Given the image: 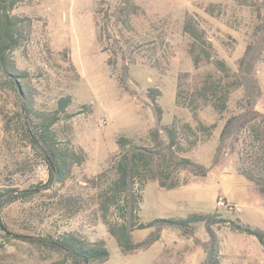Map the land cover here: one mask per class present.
<instances>
[{"label": "rangeland", "instance_id": "1", "mask_svg": "<svg viewBox=\"0 0 264 264\" xmlns=\"http://www.w3.org/2000/svg\"><path fill=\"white\" fill-rule=\"evenodd\" d=\"M117 2L27 0L15 8L16 14L29 15L33 21L26 45L15 50L17 67L25 73L24 84L34 97L33 103L52 110L61 96H72L68 107L71 116L59 127L75 146L87 152V159L74 167L61 189L59 186L41 189L27 198L7 203L2 216L16 232L37 235L64 228L78 231L91 242L104 240L110 256L103 264H199L205 258L202 243L208 238L203 225L194 236L167 227L149 248L129 254L122 252L99 210L95 177L119 151L120 135L140 141L151 128L174 120L188 121L193 126L199 122L215 124L211 137L185 154L210 167L207 174H192L190 183L171 190L162 188L157 181L148 182L141 218L150 221L203 211L264 228V195L238 169L241 144L234 146L229 141L220 150L217 162L213 161L221 130L243 95V88L233 91L229 108L222 113L207 105L194 115L190 108L176 101L178 76L206 70L205 66L199 71L195 69L189 54L190 37L183 30L186 12L195 13L207 30L215 53L233 70L237 69L254 31L257 12L237 0H136L147 13V19L135 20L136 26L144 36L155 39L156 49L146 46L136 49L137 60L130 66L126 88L119 80L122 61L108 63L110 50L103 48L98 36L103 26L99 8L113 7ZM211 2L222 4V15L212 16L204 10ZM148 19L154 21L151 27ZM256 75L263 91L256 107L264 111V59L257 65ZM154 87L161 91L158 96L163 107L161 119L150 96ZM16 101L13 93L0 92V187L31 189L47 181L48 167L31 149L15 122L9 132L5 131L4 114H13ZM56 188L78 196L76 214L68 217L53 208L55 201L49 197ZM221 198L226 205L218 204ZM109 216L115 219L113 212ZM215 228L221 240L223 264H264V245L256 236L235 231L228 222L218 223ZM149 232L150 228L136 229L134 240L144 239ZM1 240L0 264H71L58 252L40 249L17 236Z\"/></svg>", "mask_w": 264, "mask_h": 264}, {"label": "trees", "instance_id": "2", "mask_svg": "<svg viewBox=\"0 0 264 264\" xmlns=\"http://www.w3.org/2000/svg\"><path fill=\"white\" fill-rule=\"evenodd\" d=\"M25 1L0 0V92L13 93L17 99L13 114H4V128L9 132L15 122L31 149L46 162L49 176L45 183L31 189L0 187V238L17 236L40 249L58 252L71 264H103L110 256L104 240L91 242L78 231L64 228L37 235L16 232L2 216V209L7 203L27 198L41 189L51 190L56 186L61 189L72 176L74 167L87 159V152L75 146L71 137L64 136L59 127L64 119L71 116L68 107L73 101L72 96H61L52 110L36 107L34 97L24 84L25 73L17 67L15 50L26 45L33 24L31 16L14 12ZM237 1L256 10L257 20L236 70L215 53L206 28L195 13L186 12L183 30L190 37L189 54L195 69L199 71L205 66L206 70L193 75L183 72L178 76L176 101L190 108L194 115L199 108L207 105L222 113L228 110L233 91L243 88V95L221 130L218 152L213 161L217 162L220 150L229 141L234 146L241 144L239 172L264 195V111L256 107L263 94L256 74L257 65L264 59V0ZM204 10L212 16L224 12L222 4L214 2L205 5ZM99 11L103 18L99 40L103 48L110 50L109 64L112 60L122 61L119 80L127 88L130 66L137 60L136 49L143 46L156 49L155 39L144 36L135 23L136 19H147V13L136 0H118L115 6H101ZM148 20L151 27L154 21ZM206 66L212 68L207 69ZM160 94L159 89L151 88L150 96L158 119L163 114V107L158 101ZM214 127L215 124L199 122L193 126L188 121L174 120L151 128L148 136L140 141L127 135L118 137L119 151L95 178L98 180L99 210L122 252L129 254L149 248L161 238L163 229L167 227L178 228L184 234L194 236L203 225L208 238L202 243L205 258L199 264H223L221 240L215 228L222 222H228L235 231L256 236L264 245V228L244 223L239 218L224 219L203 211H194L187 216L156 217L150 221L141 218V205L148 182L157 181L162 188L171 190L190 183L192 174H207L210 167L185 154L201 140L210 138ZM57 188L49 197L55 201L53 208L62 215L73 216L79 210L78 196ZM110 212L115 219H110ZM144 228H150L146 237L134 240V231Z\"/></svg>", "mask_w": 264, "mask_h": 264}, {"label": "built area", "instance_id": "3", "mask_svg": "<svg viewBox=\"0 0 264 264\" xmlns=\"http://www.w3.org/2000/svg\"><path fill=\"white\" fill-rule=\"evenodd\" d=\"M218 204L220 205V206H224V205H226V201L224 200V199H219L218 200Z\"/></svg>", "mask_w": 264, "mask_h": 264}]
</instances>
